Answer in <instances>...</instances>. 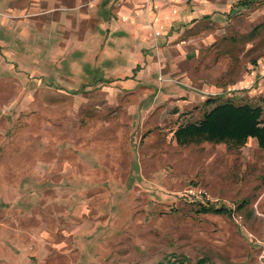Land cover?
I'll return each instance as SVG.
<instances>
[{
  "label": "rangeland",
  "instance_id": "obj_1",
  "mask_svg": "<svg viewBox=\"0 0 264 264\" xmlns=\"http://www.w3.org/2000/svg\"><path fill=\"white\" fill-rule=\"evenodd\" d=\"M105 1L149 31L114 66L111 18L73 55L94 19L0 0V264H264V149L174 136L213 101L264 119V0H183L197 20L161 25Z\"/></svg>",
  "mask_w": 264,
  "mask_h": 264
},
{
  "label": "crops",
  "instance_id": "obj_2",
  "mask_svg": "<svg viewBox=\"0 0 264 264\" xmlns=\"http://www.w3.org/2000/svg\"><path fill=\"white\" fill-rule=\"evenodd\" d=\"M68 3H64V0H53V4H52V9H55L53 12L55 13V17L56 18H63L67 16L70 17L71 20H74L75 18H79L80 22L84 21V20H89V19H94V23L97 27H94L93 30H87L85 32L84 37H82V39L78 40V39H70L69 40V46L68 48H71V50H75L72 51L73 55H76L77 50L80 49H86L87 52H85L87 55L89 54H93L91 52V48L94 47V45L96 44H90L91 41H93V43H95L96 40L100 41L101 39H99V35L100 32L102 30H104L107 26H108V20L109 18H111V22H110V37L108 39L109 43V47L106 48L105 53L111 58L110 63L107 62H103L104 64H108L109 66H114V61L116 60V58H118V51L121 49L122 46L125 45V47H127L128 49H130L131 45L130 42L131 40H135V37H140V36H144L147 35L149 33L148 29H143L145 31V33L140 31V28L138 26H134V25H141V24H145V16H139V17H131L128 16L127 17V22H129L128 24H134V25H130L128 28V31L131 32H125V33H120L119 28L121 27V24H123V21H125L124 19L121 20L120 18H118V15H111L107 17L106 12L110 9L112 2H109L106 4V1L104 0L102 2L103 7L100 6V0H98L96 3L97 5L93 4L91 1L92 0H67ZM114 1V0H113ZM183 0H130V2H132V4L136 3L137 5L141 4L142 2L147 3L148 5H150V8L154 9V7H156V5H162L165 7L164 11L161 12V15H159V17L156 19V22L159 23V25L161 24H173V23H182L184 22L185 19H188L192 17V15L189 16H185V11H183L182 7H175L173 5L170 4H175L176 2L180 3ZM54 2H59V6H57L56 4H54ZM119 2V1H118ZM118 2H116L113 5L112 10H110L112 12V14H115L116 12H118L117 14L122 15L125 14V12H123L118 8ZM66 4V5H64ZM93 4V5H92ZM83 5V10L80 11L78 10V8H80V6ZM61 7V8H60ZM138 7V6H136ZM61 9V10H60ZM62 9H67L65 10V12H62ZM130 11H134V8L131 6ZM150 9V10H151ZM198 17L194 16L191 18V21L193 20H197ZM135 19H138L137 21ZM148 19L153 23V21L155 20L154 16L150 17L148 16ZM69 29L71 28V21L69 20ZM58 25L57 27V31H61L63 28L62 26H59L60 21L56 23ZM161 27V26H160ZM98 35V37H97ZM104 39V38H103ZM138 39H143V38H138ZM106 40V39H104ZM129 52V50H128ZM128 52L125 53L128 56ZM105 55V56H107ZM110 70H113L112 68H110Z\"/></svg>",
  "mask_w": 264,
  "mask_h": 264
},
{
  "label": "trees",
  "instance_id": "obj_3",
  "mask_svg": "<svg viewBox=\"0 0 264 264\" xmlns=\"http://www.w3.org/2000/svg\"><path fill=\"white\" fill-rule=\"evenodd\" d=\"M213 103L216 105L201 120L187 123L176 130L174 136L178 144L208 141L242 146L248 139L253 138L257 141V146L264 149V119L261 107L235 105L228 101ZM199 212L224 214L228 211L222 207L201 206Z\"/></svg>",
  "mask_w": 264,
  "mask_h": 264
}]
</instances>
